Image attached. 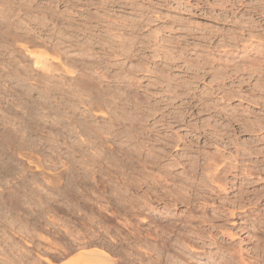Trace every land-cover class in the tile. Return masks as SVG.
Instances as JSON below:
<instances>
[{"label": "rangeland", "instance_id": "obj_1", "mask_svg": "<svg viewBox=\"0 0 264 264\" xmlns=\"http://www.w3.org/2000/svg\"><path fill=\"white\" fill-rule=\"evenodd\" d=\"M208 157L225 191L204 176ZM254 193L264 0H0V264L95 248L116 264L264 261ZM71 235L82 243L61 254Z\"/></svg>", "mask_w": 264, "mask_h": 264}, {"label": "bare ground", "instance_id": "obj_2", "mask_svg": "<svg viewBox=\"0 0 264 264\" xmlns=\"http://www.w3.org/2000/svg\"><path fill=\"white\" fill-rule=\"evenodd\" d=\"M41 56V55H40ZM40 56H38V57H36L35 58V60H37L38 59V63L41 61V65H43L44 67L46 66V60H47V58L45 57V56H47V55H45L44 57L43 56H41V57H43L42 58V60H39L41 57ZM36 64H37V62H35ZM43 66H42V68H43ZM41 67V66H40ZM47 67V66H46ZM45 67V68H46ZM46 70V69H45ZM75 72V71H74ZM84 72V71H83ZM83 72H81V71H79V72H75V73H73V71H72V75H70L71 77H70V79H71V81L73 82V84H75V85H77V86H79L80 88H82L83 90L84 89H86V90H88L89 88H92V87H95L96 85L94 84V82L92 81V79H90L89 77H87ZM105 76V75H104ZM36 81H40V79H35ZM35 81V82H36ZM41 82V81H40ZM40 82H38V83H40ZM71 83V82H70ZM74 126V125H73ZM128 131V130H127ZM131 133V132H130ZM87 142H89V141H87ZM93 148H94V146H93ZM106 150V149H105ZM79 151V150H78ZM104 151V150H103ZM113 151V150H112ZM81 152V151H80ZM87 156V155H86ZM98 157V156H97ZM102 157V156H101ZM233 157V156H232ZM93 158V157H92ZM143 158V157H142ZM208 161L206 162V168H204V173H205V171H208V173L206 174V175H204V176H206V178H207V181L208 182H210V183H214L216 186H217V188H223V190L225 191L226 190V186H227V183H226V181H223V179H222V176L220 175V172L222 171V168H220L219 166H220V164H221V162L218 160L217 161V159H215L214 157H208V158H206ZM84 160V159H83ZM231 160H236V157H234V158H232ZM91 161V160H90ZM102 161V160H101ZM95 162L96 163H92L93 164V166H91V171L92 170H94V168L99 164V159H96L95 158ZM237 163V162H236ZM91 164V165H92ZM100 165V164H99ZM100 167V166H99ZM103 167V166H102ZM247 167H248V165H247ZM210 169H212V171H210ZM243 171H244V174H248L247 173V170L246 169H243ZM103 176V175H102ZM114 176V175H113ZM125 178V177H124ZM205 178V179H206ZM59 180V179H58ZM101 180V179H100ZM105 183V182H104ZM90 185V184H89ZM101 186V185H100ZM101 188V187H100ZM240 193H241V196L239 197V198H241V197H243V188L241 187L240 188ZM103 196V195H102ZM115 196V195H114ZM253 196H254V200H249L250 201V203L251 204H255V203H258V202H261L262 200H264V194H257V193H254L253 194ZM98 199V198H97ZM145 201V200H144ZM258 201V202H257ZM100 203H101V201H100ZM105 204V203H104ZM260 204V203H259ZM100 205V204H99ZM91 206V205H90ZM96 206H98V204L96 205ZM125 207V206H124ZM110 208V207H109ZM140 208V207H139ZM116 210V209H115ZM119 211V210H118ZM106 212V211H105ZM128 212V211H127ZM230 214H236V213H234V212H231ZM123 215V214H122ZM262 216V215H261ZM260 216V217H261ZM78 217V216H77ZM257 218V217H256ZM262 218V217H261ZM260 218V222H262L261 220H263V219H261ZM104 219V218H103ZM106 222V221H105ZM105 222H104V224H105ZM264 222V221H263ZM264 223H262V225H263ZM73 225V224H72ZM59 227V226H58ZM164 227V226H163ZM126 228V227H125ZM162 228V227H161ZM168 228V227H167ZM166 229V228H165ZM64 230V229H63ZM166 230H168V229H166ZM119 231V230H118ZM137 231V230H136ZM170 231V230H169ZM69 232V231H68ZM77 232V231H76ZM78 232H80V231H78ZM117 232V231H116ZM170 232H172V231H170ZM107 233V232H106ZM71 233L69 232V235H70ZM110 234V233H109ZM154 234V233H153ZM264 234V233H263ZM129 235V234H128ZM137 235V234H136ZM150 235V234H149ZM178 236H180V235H178ZM212 236V235H211ZM230 236V235H229ZM165 237V236H164ZM254 237V236H253ZM256 237V236H255ZM258 237V236H257ZM260 237V236H259ZM261 237H264L263 235L261 236ZM260 237V238H261ZM61 238H63V239H66L65 241L66 242H64L63 243V245H62V247H61V249L62 250H60L61 251V254H67V253H70V252H72L73 250H75V248H76V246H78L80 243H82V242H80V238L79 237H76V236H74V238L72 237V235H71V238L72 239H70V236L69 237H64V236H62ZM69 238V239H68ZM138 238V237H137ZM260 238H257L256 239V241H259V239ZM83 239V238H82ZM139 239V238H138ZM182 239V238H181ZM213 239H215L214 237H213ZM145 240V239H144ZM157 240V239H156ZM162 240V239H161ZM263 241V240H262ZM53 242V241H52ZM55 242V241H54ZM53 242V243H54ZM62 242V241H61ZM217 242H218V240H217ZM60 243V242H59ZM58 243V244H59ZM84 243H86V242H84ZM89 243V242H88ZM87 243V244H88ZM147 243V242H146ZM259 242H257L256 244H258ZM91 244V243H90ZM143 244V243H142ZM158 244V243H157ZM164 244V243H163ZM165 244H166V242H165ZM165 244H164V246H165ZM219 244H221V243H219ZM13 245V244H12ZM86 244H84V246H85ZM100 245V244H99ZM262 245H264V244H262ZM50 246V245H49ZM52 246V245H51ZM61 246V245H60ZM87 246V245H86ZM143 246V245H142ZM160 246V245H159ZM224 246V245H223ZM257 248H259L258 246L259 245H255ZM260 246H261V244H260ZM81 248H83L82 246H80ZM79 247V248H80ZM88 247V246H87ZM149 247V246H148ZM157 247V246H156ZM221 247V246H220ZM227 247V246H226ZM219 248V247H218ZM225 248V247H224ZM256 248V249H257ZM19 249V248H18ZM50 249H51V247H50ZM55 249V248H54ZM85 249H86V247H85ZM116 249V248H115ZM222 249V248H221ZM221 249H219V250H221ZM231 248H229V250H230ZM11 250V249H10ZM81 250V249H80ZM137 250V249H136ZM232 250H234V249H231V251ZM260 250V249H259ZM262 250V249H261ZM139 251V250H138ZM137 251V252H138ZM226 251H228V249H226L225 251H224V253L226 252ZM78 251H76L75 253H77ZM205 252V251H204ZM217 252V251H216ZM74 253V252H73ZM214 253H215V251H214ZM214 253L212 252V253H210L209 252V254H208V251H207V254H206V256H204V258H206V262L204 263V264H264V261H263V259H258V258H256V256H254L253 257V255L250 257V256H248V255H244L243 253H241V251L240 252H238V251H236L234 254L233 253H229L230 254V256H228V257H224V258H221V257H216L215 255H214ZM247 253V252H246ZM254 253V252H253ZM20 254V253H19ZM52 254V253H51ZM54 254V253H53ZM58 254V253H57ZM60 254V253H59ZM60 254V256H62ZM255 254H256V252H255ZM258 254V253H257ZM256 254V255H257ZM260 254H262L261 252H260ZM10 255V254H9ZM77 255V256H76ZM222 255V254H221ZM23 255H20V257H19V260L21 261L23 258ZM73 256V255H72ZM123 256V255H122ZM154 256V255H153ZM155 256H157V254L155 255ZM223 256V255H222ZM260 256V255H259ZM14 257V256H13ZM37 257V256H36ZM57 257H58V255H57ZM128 257V256H127ZM161 257V256H160ZM56 258V257H55ZM137 258V257H136ZM139 258V257H138ZM260 258V257H259ZM261 258H262V256H261ZM71 259H73L72 261H69L68 260V262L69 263H71V264H116L115 263V261L108 255V253L106 252V250L104 251V250H102V249H88L87 251H83V249L81 250V252L79 251V253H77V254H75V258H70V260ZM140 259V258H139ZM152 259V258H151ZM169 259V258H168ZM192 258L190 257V258H187L186 259V261H185V264H192V260H191ZM35 260H37V259H35ZM40 259H38V261H39ZM149 260H150V258H149ZM185 260V259H184ZM204 260V259H203ZM37 261V262H38ZM130 261V260H129ZM152 261V260H151ZM13 262H17V260L15 261V259H12V258H10L9 257V260H8V264H13ZM23 262V261H22ZM32 262H33V264H39L40 263V261H39V263H37V262H35V261H33L32 260ZM47 262H48V260H47ZM67 262V263H68ZM140 262V261H139ZM142 262V261H141ZM157 262V261H156ZM162 262V261H161ZM14 263V264H15ZM19 263V262H18ZM24 263V262H23ZM49 263V262H48ZM143 263V262H142ZM164 263V262H163ZM169 263V262H168ZM51 264V263H50ZM66 264V263H65ZM144 264V263H143Z\"/></svg>", "mask_w": 264, "mask_h": 264}]
</instances>
